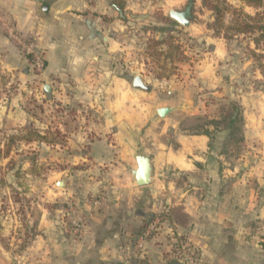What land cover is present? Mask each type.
<instances>
[{"label":"rangeland","instance_id":"1","mask_svg":"<svg viewBox=\"0 0 264 264\" xmlns=\"http://www.w3.org/2000/svg\"><path fill=\"white\" fill-rule=\"evenodd\" d=\"M249 1L250 5L240 0L218 1L220 7L228 10L222 19L224 29L219 31L218 28L217 34V27L213 26L216 17L202 0H192L189 27H182L168 16L169 10L183 11L189 0H135L134 4L118 0L117 5L122 8L125 18L118 20L120 28L115 33L120 50L111 56L119 78L115 84L48 81L46 84L54 87L55 96L52 91L46 96L42 90L45 79L40 50L21 46L19 52L27 60L21 66L11 63L12 60L10 63L1 60L0 109H21L25 126L15 132H3L0 128V252L9 255L6 258L5 253L0 255V264H18L17 257L31 244L33 225L44 209L49 219L58 221L61 231L74 240L82 236L86 225H97L90 215L106 211L116 199L123 207L122 214L130 211V217L134 219L143 213L145 227L150 222H159L160 217H171L170 211L166 212L165 201L169 197L167 193L173 195V185L185 192L191 185L206 184L207 179L205 182L203 177L192 178L173 172H169L166 179H160L155 173L153 182L144 189L163 184L167 191L155 197L146 193L147 199L141 204L138 198L128 197L127 201L125 192L119 190L127 183L133 186V181L128 173L130 166L118 157L127 150L131 155L140 153L153 157L150 143L165 121L178 123V132L185 135L199 127L209 131L213 136L209 150L219 149L227 162L220 167V176L223 169L238 167L228 179H221L220 185L224 188L220 196L226 194L228 203L236 211L244 203L239 202L242 198L247 205L251 201L253 205L256 203L250 211L256 219L250 233L257 234V246L262 250L260 260L264 264V178L243 176L244 171L239 170V165L245 170L255 165H249L251 161L237 162L240 155L258 151L255 154L260 159L254 168L264 173V141L253 140L251 148L247 149L243 138L245 112L253 111L251 103L255 97H264V58L252 56L248 48L257 56H264V44L259 42L258 50H255L253 39L260 36L259 32L233 36L231 40L223 38L225 27L235 23L236 12L248 17L258 15L262 18L258 26L264 27V0ZM125 8L128 10L124 11ZM164 17L170 21L165 22ZM241 21L244 25L252 22L248 18ZM11 38L22 45L14 35ZM33 51L41 57V69L34 64ZM23 69L30 75L23 74ZM137 75L151 87L150 92L131 88L132 79ZM213 87H217L216 90L213 91ZM103 88L111 89L105 92ZM95 89L102 90L100 95L89 97L90 91ZM234 105L240 107L243 121L236 124V130L229 135L224 118L234 113ZM194 106L200 107V113L191 115L189 112L193 111L188 107ZM162 107H170L173 112L161 119L155 110ZM179 107L183 110L176 112ZM211 121L215 124L211 125ZM110 122L117 123L115 130L119 144L109 149V161H82L85 156L103 154L101 147L90 144L104 134ZM41 125L47 126V132L53 135L39 136L35 128ZM61 137H70V141ZM38 138L46 139L44 142L52 147L37 144ZM159 140L171 144L172 148L177 147L172 135H164ZM206 196L205 192L196 195L200 200ZM174 199L171 197L170 200L174 202ZM173 217L177 219V213ZM134 229L138 230L139 226ZM137 232L141 234L139 230L133 234ZM179 235L187 239L186 235ZM174 246L175 254L193 253L195 257L188 239L180 243L178 249L177 243Z\"/></svg>","mask_w":264,"mask_h":264},{"label":"crops","instance_id":"2","mask_svg":"<svg viewBox=\"0 0 264 264\" xmlns=\"http://www.w3.org/2000/svg\"><path fill=\"white\" fill-rule=\"evenodd\" d=\"M124 1L135 3V0ZM117 4L118 0H0V62L2 60L3 63L4 61L10 63L12 60L11 63H19L20 66L27 62L19 52L21 45L11 40L14 35L17 42L22 45L33 39L35 48L40 50L44 61L43 79H45L42 87L48 81L57 83V80L115 84L119 78L117 65L111 61V56L120 50L115 40V33L120 28L118 20L124 21L125 18V16L120 17ZM125 10L128 9L125 8ZM23 74H27L26 69H23ZM50 86L55 96L54 87ZM216 88L213 87L212 90ZM80 89H83V86ZM103 89L108 92L111 88ZM95 90L90 91L89 97H97L102 91ZM251 104L253 111L245 112L247 117H245L243 131L247 149L251 148L250 144L253 140L264 141V97L260 95L255 97ZM188 109L193 111L189 112L191 115L200 113V107L194 106ZM178 110L183 109L179 107L176 112ZM23 113L21 109L1 107L0 128L3 132H15L24 127ZM108 124L104 134L99 136L93 144L89 143L92 146L101 147L103 154L85 156L81 158L82 161H109V149L115 148L119 143L115 130L117 123ZM35 130L41 137L53 135L47 132V126L41 125ZM58 130L62 132L61 127ZM178 131V123L165 121L157 135H153V141L150 143L153 147V157H149L152 167L151 182H153V174L156 173L160 179H166L169 172H173L174 175L176 173L190 175L192 178L203 177L205 182L207 179V182L191 185L185 192L173 185V195L167 193L169 197L165 201L168 206L166 212L170 211L171 214L170 220L160 223L159 229L157 228V231L145 241L137 262L140 264H185L183 255L175 254L173 247L175 248L174 245L177 243L178 249L179 244L188 239L195 253L193 264H261L262 250L257 246V234L250 233L252 225L256 224V219L250 211L256 203L253 205L251 201L247 205L242 198L239 202L244 203L239 206V211H236V208L228 203L226 194L220 196L224 188L220 185L221 179H228L237 172L238 167L225 168L220 176V167L227 164L224 154L217 148H214L215 151L209 150L210 141L205 136H189ZM167 134L175 137L176 150H173L171 144L159 140V137ZM61 138L70 141V137ZM37 140V144L52 147L50 143L44 142L46 139L38 138ZM129 151L121 153L118 157L121 162L124 161L127 166H130L128 173L132 177L133 186L127 183L119 188L127 195V201L128 197L129 199L138 198L141 204L147 199L146 193L155 197L162 191L166 192L163 184L156 188L135 189V180L131 172L136 168L137 154L131 155ZM255 152L258 151L247 152V156L240 155L237 162L251 161L249 165L255 166L245 170L239 165V170L244 171L243 176L260 180L264 178V173L257 172L258 169L254 168L260 159ZM223 182L226 181L223 180ZM176 190L177 193H175ZM202 192H205L207 196L202 200L197 199L196 195ZM171 197L175 198L174 202L170 200ZM122 208L120 200L116 199L106 211L90 215L97 225L93 226L92 223L86 225V231L75 240L62 232L59 222L49 219L47 211L42 210L40 218H37L33 225L35 230H33V238L30 239L31 244L25 252L18 255L17 263L126 264L127 260L133 262L134 244L138 233L133 234V232L140 231V227L145 224V216L140 213L133 219L130 217V211L122 214ZM176 209L178 210L177 219L173 217ZM135 226H139V229L135 230ZM146 227L144 225L143 231ZM179 233L186 235L187 239L180 238ZM4 253V258L9 256L4 251L0 252V255L4 256Z\"/></svg>","mask_w":264,"mask_h":264},{"label":"trees","instance_id":"3","mask_svg":"<svg viewBox=\"0 0 264 264\" xmlns=\"http://www.w3.org/2000/svg\"><path fill=\"white\" fill-rule=\"evenodd\" d=\"M218 1L219 0H202V2L204 4H207L208 8L214 13V15L216 17L215 23H214L213 26L217 27V29H216L217 34L219 33L220 29H222V30L224 29V25L222 23V19H223L224 15L226 14V11L228 10L227 7H224V6L220 7L219 4H218ZM222 1H224V0H222ZM240 1H243V2H245L247 4H249V5L251 3L249 0H240ZM256 1H258V0H255V3H256ZM254 6H258V5H254ZM118 8H119V10H122V8H120L119 6H118ZM242 18H248L249 20L252 21L251 24L244 25L243 22L241 21ZM261 19L262 18L261 17L259 18L258 15L254 16V17H248V16L243 15L242 12L241 13L240 12H236V19L234 21L235 23L231 27H228V28L225 27V29H226L225 30V36L223 35V38L225 40H231V39H233L232 38L233 36H238V35H241V34L253 35V34L259 32L260 36L257 39H253V44H254L255 50H258L259 42L260 43L263 42V44H264V27H259L258 26V23H259V21ZM163 20L165 22H169L170 21V19L166 18V17H164ZM218 28H219V31H218ZM230 32H232V33L229 35ZM248 51L251 53L252 56H255L257 58H261V57L264 58V56H262V55H258L257 56V53L254 50L250 49V48H248ZM259 66L261 68H263L262 67L263 65H261V63L259 64ZM233 111H234L235 114L234 113H230V114L226 115V117L224 118V122L226 123L225 128H226V130H229V135L234 133V130H236V127H235L236 124L241 123L243 121L242 114H240V107L234 105L233 106ZM210 124L214 125L215 121H211ZM189 135L190 136H200V135H202V136H205L206 138H208L209 141L212 140V137H213L211 135V133L209 131L205 130L203 127H199L197 130H192V132ZM176 149H177V147L173 148V150H176ZM177 211L178 210L176 209V210H174L173 213H177ZM169 220H170L169 217H167V218H163V217L161 218L160 217L159 223L166 222V221L168 222ZM143 229L140 230V233H142ZM139 235L140 234L137 233L136 239H137V237Z\"/></svg>","mask_w":264,"mask_h":264},{"label":"water","instance_id":"4","mask_svg":"<svg viewBox=\"0 0 264 264\" xmlns=\"http://www.w3.org/2000/svg\"><path fill=\"white\" fill-rule=\"evenodd\" d=\"M193 6L192 0H189L186 8L181 11H175L171 10L168 13V16L171 20H173L175 23H178L182 27H189L191 23V8ZM120 17L123 18V14L121 11H119ZM131 88L136 91H142V92H150L151 87L146 85L141 76L137 75L132 79L131 82ZM44 95L48 96L51 94L52 88L50 85L46 84L42 88ZM173 112V109L170 107H162L156 109V114L159 118L163 119L168 117ZM137 163V167L135 170H132L131 174L135 180V185L137 187H146L150 185L151 183V173H152V167L150 163V159L143 155L138 154L135 159ZM59 186H63V183H58Z\"/></svg>","mask_w":264,"mask_h":264},{"label":"built area","instance_id":"5","mask_svg":"<svg viewBox=\"0 0 264 264\" xmlns=\"http://www.w3.org/2000/svg\"><path fill=\"white\" fill-rule=\"evenodd\" d=\"M25 46H27V48L35 50V46L33 44V42H30L28 44H24ZM23 48H25L23 45H21ZM33 54V60H34V64L37 67V69H41L42 68V63H41V57L40 55L35 51L32 52ZM159 222L158 221H153L152 223H150L149 225H147V227L145 228V230L137 237L135 244H134V261L130 262V260H127L125 263L126 264H140L138 261L140 253L143 251V246L144 243L147 239H149L153 233H155L157 231V228L159 226ZM186 247V245L183 246V248ZM183 261L185 264H193L194 262V255L193 253H183Z\"/></svg>","mask_w":264,"mask_h":264},{"label":"bare ground","instance_id":"6","mask_svg":"<svg viewBox=\"0 0 264 264\" xmlns=\"http://www.w3.org/2000/svg\"><path fill=\"white\" fill-rule=\"evenodd\" d=\"M136 167H137V163H136ZM135 169H136V168H135ZM135 169H134V170H135Z\"/></svg>","mask_w":264,"mask_h":264}]
</instances>
